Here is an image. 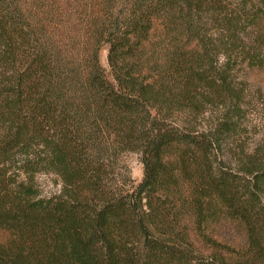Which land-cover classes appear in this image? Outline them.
Here are the masks:
<instances>
[{
	"label": "trees",
	"instance_id": "obj_1",
	"mask_svg": "<svg viewBox=\"0 0 264 264\" xmlns=\"http://www.w3.org/2000/svg\"><path fill=\"white\" fill-rule=\"evenodd\" d=\"M242 66L264 0H0V264H264V157L228 145Z\"/></svg>",
	"mask_w": 264,
	"mask_h": 264
},
{
	"label": "rangeland",
	"instance_id": "obj_2",
	"mask_svg": "<svg viewBox=\"0 0 264 264\" xmlns=\"http://www.w3.org/2000/svg\"><path fill=\"white\" fill-rule=\"evenodd\" d=\"M105 51H102L101 61L104 62ZM237 80L242 82L245 91L244 118L238 133L228 141V145H241L248 153L257 152L264 157V70L242 66L237 69ZM225 158L231 160L230 154L224 150ZM126 165L134 182L142 178V165L137 154L126 156ZM35 186L41 197H51L61 191L59 178L54 174H38L34 179ZM214 237L218 240L240 245L245 240L243 230L236 225L223 221L213 228Z\"/></svg>",
	"mask_w": 264,
	"mask_h": 264
}]
</instances>
